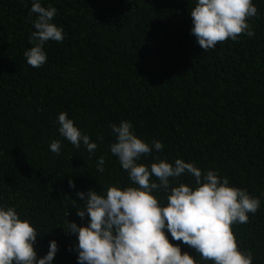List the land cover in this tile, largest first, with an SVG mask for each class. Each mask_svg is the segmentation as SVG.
Wrapping results in <instances>:
<instances>
[{
  "label": "trees",
  "instance_id": "trees-1",
  "mask_svg": "<svg viewBox=\"0 0 264 264\" xmlns=\"http://www.w3.org/2000/svg\"><path fill=\"white\" fill-rule=\"evenodd\" d=\"M31 2L0 0V204L37 229L38 258L55 240L52 264H77V235L65 232L68 220L87 222L76 215L85 207L77 191L135 186L109 148L110 126L127 120L144 141L163 143L154 155L216 170L260 199L233 232L252 264H264V0H253L252 37L207 52L190 34L197 0H42L57 9L65 39L46 43L40 68L24 56L34 30ZM61 112L98 144L94 155L59 135ZM53 140L61 141L59 155L50 151ZM140 162L150 166L152 156ZM180 182L194 186L188 175ZM153 194L167 203L163 192Z\"/></svg>",
  "mask_w": 264,
  "mask_h": 264
},
{
  "label": "clouds",
  "instance_id": "clouds-1",
  "mask_svg": "<svg viewBox=\"0 0 264 264\" xmlns=\"http://www.w3.org/2000/svg\"><path fill=\"white\" fill-rule=\"evenodd\" d=\"M190 11V34L203 52L229 39L235 42L241 35H254L248 23L258 16L253 0H197ZM33 14L31 47L24 56L29 66L40 68L47 62L46 43H61L65 34L54 23L55 7L32 0L30 19ZM58 124L61 137L76 149L83 146L90 156L95 154L98 144L76 127L66 112L59 114ZM110 127L115 137L109 145L110 152L135 186L121 189L111 185L106 191H77L85 207L76 208V215L81 221L87 217V222L78 225L68 220L65 231L77 235V264H252V254L242 252L238 246L233 225L249 222V214L254 215L261 207L258 197L232 186L216 170H202L182 158L168 162L154 155L163 151V143L144 141L130 121L121 120ZM97 139L103 141V137ZM49 147L59 155L61 141L53 140ZM148 156L153 159L150 166L140 162ZM104 165L105 156H100L97 170L103 173ZM185 175L192 177L194 186L180 182ZM68 183L75 188L72 179ZM161 192L166 204L153 194ZM165 229L172 240L198 254L199 260L187 251L182 252L180 244L170 242ZM38 236L41 235L37 229L30 221L21 220L14 207L0 204V264H52L58 244L51 240L47 254L38 258L34 247Z\"/></svg>",
  "mask_w": 264,
  "mask_h": 264
}]
</instances>
